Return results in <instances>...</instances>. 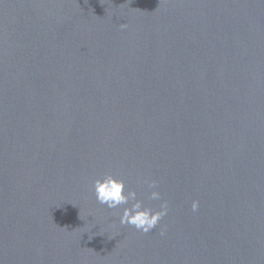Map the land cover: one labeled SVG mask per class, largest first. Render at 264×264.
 <instances>
[{"label": "water", "instance_id": "95a60500", "mask_svg": "<svg viewBox=\"0 0 264 264\" xmlns=\"http://www.w3.org/2000/svg\"><path fill=\"white\" fill-rule=\"evenodd\" d=\"M0 264H264V0H0Z\"/></svg>", "mask_w": 264, "mask_h": 264}, {"label": "clouds", "instance_id": "9594fccd", "mask_svg": "<svg viewBox=\"0 0 264 264\" xmlns=\"http://www.w3.org/2000/svg\"><path fill=\"white\" fill-rule=\"evenodd\" d=\"M120 27L124 28L126 24H121ZM147 183L149 189L156 188L155 181ZM92 190L96 201L109 209H117L130 204V206L123 207L122 214L120 215V224L132 226L137 231L145 234L156 228L168 211L166 201L160 205V210H153L151 207L144 206L143 201L137 199L136 191L127 189L125 181L111 173H105L96 178L93 181ZM160 196L159 191L152 190L149 199L159 200ZM191 209L193 212L198 211V200L192 201ZM160 235H164L163 230H161Z\"/></svg>", "mask_w": 264, "mask_h": 264}]
</instances>
